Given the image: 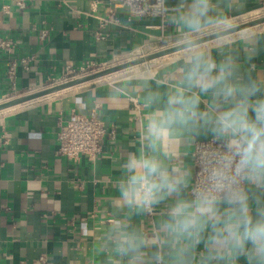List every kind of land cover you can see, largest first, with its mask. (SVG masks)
<instances>
[{
  "label": "clouds",
  "instance_id": "obj_1",
  "mask_svg": "<svg viewBox=\"0 0 264 264\" xmlns=\"http://www.w3.org/2000/svg\"><path fill=\"white\" fill-rule=\"evenodd\" d=\"M246 2L124 0L130 17L174 29L176 54L127 64L107 86L143 111L99 221L101 264H264V77L245 69L264 26L236 23Z\"/></svg>",
  "mask_w": 264,
  "mask_h": 264
},
{
  "label": "crops",
  "instance_id": "obj_2",
  "mask_svg": "<svg viewBox=\"0 0 264 264\" xmlns=\"http://www.w3.org/2000/svg\"><path fill=\"white\" fill-rule=\"evenodd\" d=\"M16 1L0 0V37L16 45L12 55L0 51V103L53 87L68 66L95 62L113 68L136 53H152L174 35L159 19H130L125 6L112 0H24V10ZM263 9L264 0H247L235 19ZM102 20H108L104 28ZM10 59H28L18 67L15 86L7 76ZM245 69L264 77V51ZM120 75L0 113V264H101L99 221L111 216L117 161L132 150L143 111L137 99L109 96L107 86ZM94 112L107 128L101 156H60L61 126ZM191 158L185 163L194 169ZM156 218L135 222L148 225Z\"/></svg>",
  "mask_w": 264,
  "mask_h": 264
},
{
  "label": "built area",
  "instance_id": "obj_3",
  "mask_svg": "<svg viewBox=\"0 0 264 264\" xmlns=\"http://www.w3.org/2000/svg\"><path fill=\"white\" fill-rule=\"evenodd\" d=\"M112 2L120 6H125L124 0H112ZM16 4L21 10L26 9L28 6L27 2L24 0H18L16 1ZM129 18L133 19V17L130 16ZM136 18L159 19L161 21L159 17H153L150 14H145L142 17ZM101 23V28H104L105 25L108 23V20H102ZM161 26L165 27L162 22ZM99 35V37L104 38L102 33H99ZM46 37L47 34L46 32H44L41 35V39H45ZM15 50L16 45L13 40H11L10 38L6 39L0 37L1 52H6L8 55H12ZM27 63L28 59H20L19 61L15 59L9 60L7 76L13 83V86H15L19 65L22 64L25 66L27 65ZM106 69H109L107 65L97 64L95 62H86L85 64L79 67L68 66L66 67V71L62 80L53 87L71 82L82 77L89 76L94 73L101 72ZM7 101L8 99L5 102ZM106 136V124L95 112L90 115L74 116L73 118L69 119L66 123H64L61 126L60 131L58 132V153L60 156L66 157L71 160H79L83 156L89 157L91 159H97L103 153L104 140ZM191 159L193 162L194 170H198V160L194 158V156H192Z\"/></svg>",
  "mask_w": 264,
  "mask_h": 264
},
{
  "label": "water",
  "instance_id": "obj_4",
  "mask_svg": "<svg viewBox=\"0 0 264 264\" xmlns=\"http://www.w3.org/2000/svg\"><path fill=\"white\" fill-rule=\"evenodd\" d=\"M263 24H264V17L257 19V20L247 22V23H244L240 26L242 28H252V27H256L258 25H263ZM174 54H176V49L174 47H171V48L159 51L157 53L149 54V55H146L145 57H141V58L135 59L133 61L121 64L119 66L109 68V69L103 70L101 72L94 73V74H91L89 76L82 77V78L73 80L71 82L65 83V84H61V85H58L55 87H51L49 89L40 91L38 93H34V94H30V95H26V96H23L20 98L10 100L8 102L0 104V113L3 111H6V110L12 109L14 107L35 101V100H38V99H41V98H44V97H47V96H50L53 94H57L59 92H62V91L68 90V89L76 88V87H79V86H82V85H85V84H88L91 82H95V81L104 79V78L109 77L113 74L121 72V69H123L124 66H126L127 64H130L133 62H139L141 65H144V64L150 63V62L155 61V60H159V59H162L165 57L172 56Z\"/></svg>",
  "mask_w": 264,
  "mask_h": 264
},
{
  "label": "rangeland",
  "instance_id": "obj_5",
  "mask_svg": "<svg viewBox=\"0 0 264 264\" xmlns=\"http://www.w3.org/2000/svg\"><path fill=\"white\" fill-rule=\"evenodd\" d=\"M262 16L264 17V10L260 11L259 13H256V14L246 16L244 18H237V19H235V21L239 25H242V24L250 22L252 20H257V19L263 18ZM171 47H173L172 46V40L164 42V43H162L160 45H157V46L153 47V48H155V50L152 53H149V54L157 53L159 51H162V50H165V49H168V48H171ZM149 54H145L144 52H139V53H136L134 55H131L130 58L135 60V59H138V58H141V57H145L146 55H149ZM8 101H9V99H8Z\"/></svg>",
  "mask_w": 264,
  "mask_h": 264
}]
</instances>
